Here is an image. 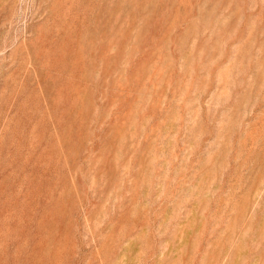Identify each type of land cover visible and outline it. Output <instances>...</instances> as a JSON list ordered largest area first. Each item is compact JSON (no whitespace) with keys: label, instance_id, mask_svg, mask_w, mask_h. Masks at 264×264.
I'll use <instances>...</instances> for the list:
<instances>
[{"label":"rangeland","instance_id":"374dc122","mask_svg":"<svg viewBox=\"0 0 264 264\" xmlns=\"http://www.w3.org/2000/svg\"><path fill=\"white\" fill-rule=\"evenodd\" d=\"M0 264H264V0H0Z\"/></svg>","mask_w":264,"mask_h":264}]
</instances>
